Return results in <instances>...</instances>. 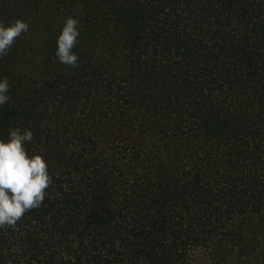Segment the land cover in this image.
Instances as JSON below:
<instances>
[{
	"label": "trees",
	"instance_id": "obj_1",
	"mask_svg": "<svg viewBox=\"0 0 264 264\" xmlns=\"http://www.w3.org/2000/svg\"><path fill=\"white\" fill-rule=\"evenodd\" d=\"M16 18L0 138L30 127L51 183L0 264H264V0H0Z\"/></svg>",
	"mask_w": 264,
	"mask_h": 264
},
{
	"label": "clouds",
	"instance_id": "obj_2",
	"mask_svg": "<svg viewBox=\"0 0 264 264\" xmlns=\"http://www.w3.org/2000/svg\"><path fill=\"white\" fill-rule=\"evenodd\" d=\"M78 24V18L67 17L56 39V58L71 67L78 66L73 51L80 35ZM27 30L28 23L22 18L8 24L0 21V57L7 55L14 39ZM8 90L7 78H0V106L9 100ZM31 140L30 127L12 128L6 139L0 138V226L14 225L24 212L39 207L51 183L42 153H29L25 148Z\"/></svg>",
	"mask_w": 264,
	"mask_h": 264
},
{
	"label": "rangeland",
	"instance_id": "obj_3",
	"mask_svg": "<svg viewBox=\"0 0 264 264\" xmlns=\"http://www.w3.org/2000/svg\"><path fill=\"white\" fill-rule=\"evenodd\" d=\"M261 239H262V247L264 249V234L261 235Z\"/></svg>",
	"mask_w": 264,
	"mask_h": 264
}]
</instances>
